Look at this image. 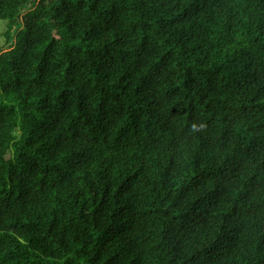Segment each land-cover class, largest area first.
Instances as JSON below:
<instances>
[{
	"label": "trees",
	"instance_id": "trees-1",
	"mask_svg": "<svg viewBox=\"0 0 264 264\" xmlns=\"http://www.w3.org/2000/svg\"><path fill=\"white\" fill-rule=\"evenodd\" d=\"M5 21L0 264H264V0Z\"/></svg>",
	"mask_w": 264,
	"mask_h": 264
},
{
	"label": "rangeland",
	"instance_id": "rangeland-1",
	"mask_svg": "<svg viewBox=\"0 0 264 264\" xmlns=\"http://www.w3.org/2000/svg\"><path fill=\"white\" fill-rule=\"evenodd\" d=\"M8 30V24L7 22H2L0 24V34H1V38H0V44L3 45L6 42V32Z\"/></svg>",
	"mask_w": 264,
	"mask_h": 264
}]
</instances>
